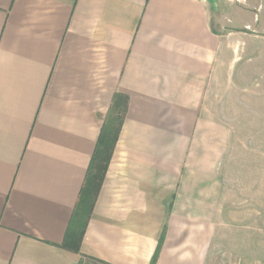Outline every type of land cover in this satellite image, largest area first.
Masks as SVG:
<instances>
[{
    "label": "crops",
    "instance_id": "crops-1",
    "mask_svg": "<svg viewBox=\"0 0 264 264\" xmlns=\"http://www.w3.org/2000/svg\"><path fill=\"white\" fill-rule=\"evenodd\" d=\"M248 10L0 0V264H264V27ZM116 94L121 128L75 251Z\"/></svg>",
    "mask_w": 264,
    "mask_h": 264
},
{
    "label": "trees",
    "instance_id": "trees-1",
    "mask_svg": "<svg viewBox=\"0 0 264 264\" xmlns=\"http://www.w3.org/2000/svg\"><path fill=\"white\" fill-rule=\"evenodd\" d=\"M125 105L126 98L123 95L116 94L102 126L94 157L72 215L70 228H68L69 241L66 244V247H70V249L75 251L79 250V241L83 234V229L86 225L88 215L98 194L103 174L107 168L108 161L118 139Z\"/></svg>",
    "mask_w": 264,
    "mask_h": 264
},
{
    "label": "rangeland",
    "instance_id": "rangeland-1",
    "mask_svg": "<svg viewBox=\"0 0 264 264\" xmlns=\"http://www.w3.org/2000/svg\"><path fill=\"white\" fill-rule=\"evenodd\" d=\"M244 1H246L247 5L249 6V10L247 11V13L242 12L241 14H239V16H241L240 21L252 22L253 20L256 21L258 20L259 22H261L260 29H263L262 27H264V0H244Z\"/></svg>",
    "mask_w": 264,
    "mask_h": 264
}]
</instances>
